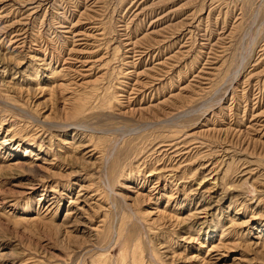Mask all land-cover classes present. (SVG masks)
Instances as JSON below:
<instances>
[{
    "label": "rangeland",
    "instance_id": "obj_1",
    "mask_svg": "<svg viewBox=\"0 0 264 264\" xmlns=\"http://www.w3.org/2000/svg\"><path fill=\"white\" fill-rule=\"evenodd\" d=\"M0 264H264V0H0Z\"/></svg>",
    "mask_w": 264,
    "mask_h": 264
},
{
    "label": "bare ground",
    "instance_id": "obj_2",
    "mask_svg": "<svg viewBox=\"0 0 264 264\" xmlns=\"http://www.w3.org/2000/svg\"><path fill=\"white\" fill-rule=\"evenodd\" d=\"M163 152V151H162Z\"/></svg>",
    "mask_w": 264,
    "mask_h": 264
}]
</instances>
